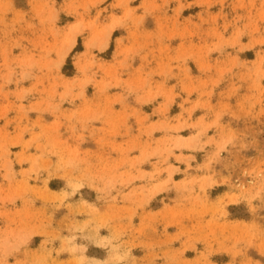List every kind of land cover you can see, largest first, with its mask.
<instances>
[{"label": "rangeland", "instance_id": "obj_1", "mask_svg": "<svg viewBox=\"0 0 264 264\" xmlns=\"http://www.w3.org/2000/svg\"><path fill=\"white\" fill-rule=\"evenodd\" d=\"M56 1L0 0V264H264V0Z\"/></svg>", "mask_w": 264, "mask_h": 264}, {"label": "crops", "instance_id": "obj_2", "mask_svg": "<svg viewBox=\"0 0 264 264\" xmlns=\"http://www.w3.org/2000/svg\"><path fill=\"white\" fill-rule=\"evenodd\" d=\"M31 1H33V0H26V6H25V8H36L37 7V5H41L42 3H43V0H37L36 2H35V4L34 3H32ZM56 1V0H55ZM72 1H74V0H62L61 2L60 1H56V5H54L55 7H56V9H58V17H60V15L61 14H63V15H68L67 14V12L65 11V9L69 6V4L68 3H70V2H72ZM115 1L116 0H114V1H112V2H110L109 4H108V6H112L114 3H115ZM194 0H187V2L188 3H192ZM262 0H257V2H258V5L260 4V2H261ZM52 6H53V2H52ZM20 7V6H19ZM129 7H132V8H138V6L137 5H129ZM187 8H193V10H196V5L194 4L193 6H186V8L185 9H187ZM193 14V13H192ZM117 15L118 16H120L121 14H120V11H118L117 12ZM242 43L244 44V45H246V47L248 46V45H250L251 44V42H247V41H244V40H242ZM252 50V48H250V47H247V48H245L243 51H242V53H246L245 55H241V56H243V58H245V57H247V53L248 52H250ZM253 50L255 51V48L253 47ZM246 60H252V59H246Z\"/></svg>", "mask_w": 264, "mask_h": 264}, {"label": "bare ground", "instance_id": "obj_3", "mask_svg": "<svg viewBox=\"0 0 264 264\" xmlns=\"http://www.w3.org/2000/svg\"><path fill=\"white\" fill-rule=\"evenodd\" d=\"M113 26H111L109 28V30L107 31V34H106L107 38H106V40L103 43L101 48H104V47H106L109 44V36L111 35V30H112ZM93 39H95V38H93ZM75 42H76V38H72L68 48H72L74 46ZM86 45H87V49L90 51L96 46V42H94L93 40L92 41H88Z\"/></svg>", "mask_w": 264, "mask_h": 264}]
</instances>
